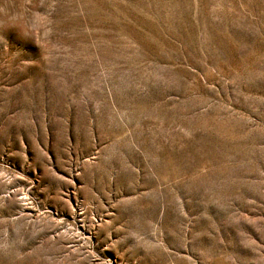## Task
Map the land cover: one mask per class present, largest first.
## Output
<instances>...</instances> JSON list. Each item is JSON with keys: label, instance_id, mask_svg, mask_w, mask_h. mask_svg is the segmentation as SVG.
I'll list each match as a JSON object with an SVG mask.
<instances>
[{"label": "rangeland", "instance_id": "374dc122", "mask_svg": "<svg viewBox=\"0 0 264 264\" xmlns=\"http://www.w3.org/2000/svg\"><path fill=\"white\" fill-rule=\"evenodd\" d=\"M0 264H264V0H0Z\"/></svg>", "mask_w": 264, "mask_h": 264}]
</instances>
